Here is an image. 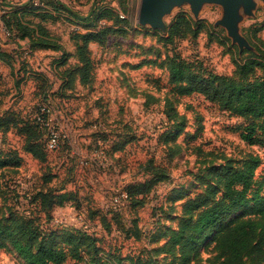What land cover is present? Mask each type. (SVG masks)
<instances>
[{
	"label": "rangeland",
	"instance_id": "rangeland-1",
	"mask_svg": "<svg viewBox=\"0 0 264 264\" xmlns=\"http://www.w3.org/2000/svg\"><path fill=\"white\" fill-rule=\"evenodd\" d=\"M9 4L12 11L14 4L25 6L20 24L41 26L55 47L30 46L19 38L22 31L11 13L9 32L0 24L2 217L10 211L31 216L46 232L75 226L98 238L104 251L132 255L164 241L155 237L177 225L183 201L203 188L201 176L208 177V167L224 156L258 154L256 174H264V144L239 136L244 117L197 93L174 101L168 83L171 58L198 60L217 74L245 81L259 78L260 67L242 75L237 63L250 54L264 57L263 0H255L252 14L239 21L250 44L242 50L215 24L222 15L217 3H203L197 17L187 4L174 6L163 16L164 30L138 22L140 0H0V6ZM102 7H111L112 14L101 17ZM181 13L192 22L182 23L170 38L168 29ZM105 25L111 30L104 40L86 44L91 65L84 81L76 42L82 44L79 34ZM35 28L33 38L40 34ZM166 96L174 102L175 121L184 123L174 135ZM35 115L43 122L36 137L44 142L51 132L57 134L56 147L44 150L43 160L25 149V129ZM157 168L167 178L143 194L123 195L129 184L148 180ZM60 193L72 198L58 203ZM41 194L48 203L42 204ZM5 242L0 264H24ZM213 245L200 248L194 261L206 264L216 253Z\"/></svg>",
	"mask_w": 264,
	"mask_h": 264
},
{
	"label": "trees",
	"instance_id": "trees-1",
	"mask_svg": "<svg viewBox=\"0 0 264 264\" xmlns=\"http://www.w3.org/2000/svg\"><path fill=\"white\" fill-rule=\"evenodd\" d=\"M11 5H4V11L0 14L1 26L7 32L6 17L11 13L12 20L18 23L16 26L22 31L19 38H27L30 46L55 47L45 38V29L41 26L35 28L29 24H20L21 13L27 10L25 6L14 4L12 11ZM112 12L111 7H102L99 15L104 18ZM190 22L192 18L189 14L177 15L168 29L169 37L182 23ZM34 28L37 33L40 31L36 38L32 35ZM110 30L111 26L105 25L79 34L82 44L76 42V50L82 64L81 76L84 81L88 79L91 65L86 51L87 42H102ZM256 66L262 69V75L245 81L217 74L198 60L171 58L168 62L170 92L174 101L180 96L201 94L230 114L244 117L246 122L238 126L240 138L249 144H264V57L250 54L237 63L242 75ZM164 106L168 117L174 118V135L184 123L181 120L175 121L177 111L172 98L166 96ZM37 117L34 116L31 125L33 132L31 126H26L25 149L43 160L44 150L49 149L46 147L47 139L42 142L36 137L42 135L43 126ZM33 133L36 134L35 139L32 138ZM223 159V162L208 167V177L201 176L205 180L203 188L183 201L177 225L167 226L159 232L155 240L160 237L165 239L156 247L143 248L137 254L121 256L114 249L104 251L97 245L98 238L86 230L71 226L63 227L60 233L46 232L39 228L33 217L15 211H10L5 217L0 215V247L6 245L7 240L24 264H200L194 261L198 250L213 243L216 253L206 259V264H245L247 260H253L254 264H264V174H256L261 157L247 153L241 159L226 156ZM165 178V171L157 168L148 180L129 184L126 194L128 197L143 194ZM56 197L58 203H63L71 199L72 194L60 193ZM41 202L48 203L44 194H41ZM50 205L49 202L48 207ZM59 235H62L60 241ZM159 253L163 254L161 258L156 257Z\"/></svg>",
	"mask_w": 264,
	"mask_h": 264
},
{
	"label": "water",
	"instance_id": "water-1",
	"mask_svg": "<svg viewBox=\"0 0 264 264\" xmlns=\"http://www.w3.org/2000/svg\"><path fill=\"white\" fill-rule=\"evenodd\" d=\"M264 1V0H263ZM203 3H217L222 8V15L215 24L225 28L227 35L239 50L249 48L250 44L239 30V21L244 14L251 15L255 0H140L137 20L140 24H148L152 28L164 30V14L177 5L187 4L194 17Z\"/></svg>",
	"mask_w": 264,
	"mask_h": 264
},
{
	"label": "built area",
	"instance_id": "built-area-1",
	"mask_svg": "<svg viewBox=\"0 0 264 264\" xmlns=\"http://www.w3.org/2000/svg\"><path fill=\"white\" fill-rule=\"evenodd\" d=\"M41 116L38 115L37 119L42 121L41 120ZM57 145V134H55L54 132H51L48 137H47V140H46V147L48 149H53L55 148ZM123 195L125 196L126 193L124 192Z\"/></svg>",
	"mask_w": 264,
	"mask_h": 264
},
{
	"label": "crops",
	"instance_id": "crops-1",
	"mask_svg": "<svg viewBox=\"0 0 264 264\" xmlns=\"http://www.w3.org/2000/svg\"><path fill=\"white\" fill-rule=\"evenodd\" d=\"M0 7H3V6H0ZM2 10H3V9H2ZM2 10H0V12H1ZM3 11H4V10H3ZM3 11H2V12H3ZM2 12H1V13H2ZM0 24H1V21H0Z\"/></svg>",
	"mask_w": 264,
	"mask_h": 264
}]
</instances>
